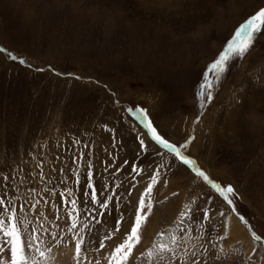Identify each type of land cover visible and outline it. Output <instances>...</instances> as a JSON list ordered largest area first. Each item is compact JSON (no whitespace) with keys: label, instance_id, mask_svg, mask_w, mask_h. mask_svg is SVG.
Masks as SVG:
<instances>
[{"label":"rangeland","instance_id":"rangeland-1","mask_svg":"<svg viewBox=\"0 0 264 264\" xmlns=\"http://www.w3.org/2000/svg\"><path fill=\"white\" fill-rule=\"evenodd\" d=\"M261 9L264 0H0V196L41 233V250L82 236V264H105L159 172L129 264H264V32L219 82L208 72ZM206 75L211 98L200 95ZM141 109L212 181L236 190L247 225L152 139ZM89 184L112 198L108 209L89 200ZM65 198L77 201L81 227ZM231 214L243 228L229 229ZM159 243L173 251L147 258Z\"/></svg>","mask_w":264,"mask_h":264},{"label":"snow or ice","instance_id":"snow-or-ice-1","mask_svg":"<svg viewBox=\"0 0 264 264\" xmlns=\"http://www.w3.org/2000/svg\"><path fill=\"white\" fill-rule=\"evenodd\" d=\"M264 32V9L259 10L255 15L248 19L245 23L241 24L239 28L235 31L233 37L228 41L225 49L221 52L218 59L213 62L209 68L208 72L214 74L216 82H219L220 76L224 73L229 65V62L236 58H244L245 55L250 51L251 47L254 44L255 38L258 34ZM0 51H5V49L0 48ZM12 59H16L15 56ZM20 63H25L24 60H21ZM202 91L200 92L201 97H204L207 93V97L211 98V89L213 87V80L205 76V83L201 86ZM138 118L143 120H148L146 111L141 109ZM147 127L152 134V139L156 141L157 144L162 145L164 149L173 153L175 157L180 159L185 165L191 166L192 170L196 176L202 178L204 181L208 182L215 191L223 197L227 205L230 206L231 211L236 213L238 218L244 223L248 224V221L241 215L235 206L234 200L232 197L237 195L236 190L231 186H221L219 183H215L210 179L206 172L201 170L196 161L189 158L184 154L180 147L170 143L168 140L164 139L151 124V121L148 120ZM143 145V141H141ZM87 147V145H85ZM187 148L188 145L183 146ZM133 172H138V169L133 168ZM93 174L88 172V176L91 177ZM159 172L155 176L150 178V183L146 185L144 191L138 198L137 211L134 216L133 224L122 237L119 243L115 244L107 255L104 257L105 264H129V260L133 257L134 249L141 242V233L144 223L147 222L148 216L152 211V203L150 202V197L153 192L154 186L158 183ZM89 200L97 206L98 208L108 209L109 204L108 200L112 199L111 197H104L101 199L98 196L97 190L94 184L88 185ZM71 193H69L70 195ZM65 204H71L73 209L72 218V227L73 229L81 227L78 223V211H77V201L75 199L68 200L65 198ZM23 207V206H20ZM187 207V206H186ZM97 209L93 211L97 212V216L100 215ZM187 213H181V216L184 217ZM223 215V213H221ZM96 219V216L92 217ZM183 221H181L182 223ZM29 224L27 216L21 218L17 214V208L13 206L12 201L6 196H0V255L7 256V261H0V264H38V261L30 255V253L35 250L39 252L40 257L43 258V264H51L53 257L49 255L51 249L47 251L41 250L40 243L41 233L36 232L35 230L29 231ZM87 228V225L83 226ZM119 232V228L114 230ZM161 239L164 237V233L159 234ZM253 237L256 240L261 238L253 232ZM113 235L109 234L105 237V241L113 239ZM223 239V237H221ZM172 243H176V239L172 237ZM7 245L5 249L4 245ZM84 239L82 236H78L75 240V257L77 264H82V261L85 259L84 256ZM101 250L107 248L105 242H101L99 245ZM173 249L165 243H159L154 245L153 249L147 250V258L151 259L155 253H164L172 252ZM10 252V256L8 253ZM144 256V253H141V257ZM96 264H101V261L97 260Z\"/></svg>","mask_w":264,"mask_h":264},{"label":"bare ground","instance_id":"bare-ground-1","mask_svg":"<svg viewBox=\"0 0 264 264\" xmlns=\"http://www.w3.org/2000/svg\"><path fill=\"white\" fill-rule=\"evenodd\" d=\"M226 221L229 229L232 232L234 231L232 230V227L236 230L243 228V225L238 222L236 216L233 214L227 216ZM237 225L240 226L238 227ZM50 255L53 257L51 264H65V262L69 263L70 257L75 256V243L71 242L60 244L58 247H55V249H53Z\"/></svg>","mask_w":264,"mask_h":264}]
</instances>
